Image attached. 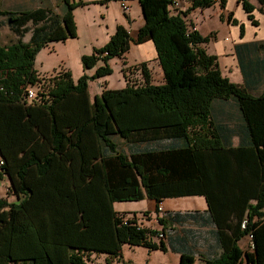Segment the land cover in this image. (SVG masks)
Here are the masks:
<instances>
[{
	"label": "trees",
	"instance_id": "trees-1",
	"mask_svg": "<svg viewBox=\"0 0 264 264\" xmlns=\"http://www.w3.org/2000/svg\"><path fill=\"white\" fill-rule=\"evenodd\" d=\"M61 1V14L46 6L0 9V25L15 35L0 43V181L7 175L18 197L10 202L0 196V264H86L92 253L120 258L123 244L166 250L164 236L190 241L189 248L180 241L179 264H194V244L206 236L219 251L202 258L203 264H264V87L256 91L231 81L222 75L217 55L200 46L213 32L203 36L186 15L213 0H190L191 6L177 13L169 9L171 0H138L144 24L134 38L117 25L103 46L81 56L85 69L95 67L92 75L74 82L61 70L45 94L28 101L26 87L41 83L36 52L76 37L73 10L85 3ZM239 1L257 25L255 6ZM257 1L264 15V0ZM228 22L244 34V24L232 14ZM147 40L154 43L163 82L153 83L149 62L142 61L141 84L127 78L122 88L102 84L91 100L88 81L111 73L113 57L125 65L131 42ZM235 50L244 76L248 68L264 74V60L250 58L264 54V40ZM229 99L241 124L227 135L211 114L216 100ZM232 133L239 137L236 145ZM189 195L204 196L207 217L196 210L166 211L157 216L160 231L137 224L135 213L126 218L112 205ZM169 221L212 228L181 226L177 233L173 226L166 230ZM159 232L163 237L153 241ZM246 235L250 251L238 244Z\"/></svg>",
	"mask_w": 264,
	"mask_h": 264
},
{
	"label": "crops",
	"instance_id": "crops-1",
	"mask_svg": "<svg viewBox=\"0 0 264 264\" xmlns=\"http://www.w3.org/2000/svg\"><path fill=\"white\" fill-rule=\"evenodd\" d=\"M82 1L86 2L87 5L91 3L94 5L99 4V5H104L106 10L111 9V11L113 12V16H114L113 27H112L113 30L115 31V28L117 25H123L124 27L127 28L132 38L136 36L138 29L144 24V18H143L141 7H140L138 0L126 1V3L129 6V11L127 12H124L122 10L121 1L119 0H110L106 3L100 2L101 0H82ZM248 1L251 2L255 6V9L253 10L252 13L254 15V18L256 20L258 19L257 25L252 24L251 20L248 19L247 13L243 9L242 3L239 0H225V4L222 8L220 7V3L217 2V3H213V5L207 8L191 9L187 13L186 19L190 21L194 25V28H196L203 36H206L209 33L213 32V37L207 43L200 44V46L204 48L208 53L217 55L218 65H219L222 75L228 77L232 81V78L230 77V72L228 71L227 67H228V64L230 65L234 64L235 67H237L241 73L240 79L236 80V83L244 84L245 86H251L255 88L256 91H261L264 87V74L263 73L261 74V70L258 71L257 69H255L254 71H251L248 68L246 71L247 75L244 76V73H242V71L240 70L237 53L235 50V45H238L241 43H250V42L255 43L256 41L264 40V15L257 10L259 6V3L257 0H248ZM45 2L46 0H0V9L27 10V9L35 8L38 6L50 7ZM57 3L59 6L58 10H55L52 7L51 8L58 14H61L63 11V7H64L63 3L61 0L58 1ZM190 6H191L190 0H178V5L173 8L169 7V9L171 13H177L180 11L187 10ZM257 11H258V14H256ZM220 13H223L226 15L229 13H232L233 16L238 19L239 22H242L244 24V34L241 36L239 33L238 25H232V24L227 23V21H221L219 19L221 23L225 22L228 26H231L234 29L232 43L231 45L227 47H225L221 42L220 43L222 46L216 43L217 42L216 39L219 35V31L217 27L210 26L213 16H217L219 18ZM257 15H259L260 19L257 18ZM23 39L24 41H27L29 39V34H26ZM68 39H71V38H68ZM135 46L137 49V55L129 57L131 50ZM222 56L228 57L230 60L229 62L227 60L223 61L224 67L228 71L227 73L224 72L220 66V57ZM250 58L252 59L256 58L255 60L258 59L260 61H263L264 54H262L261 52L259 53L256 52L253 56L250 55ZM124 60L126 62L125 63L126 67L130 65H138L142 61H149L148 68L150 69V72H151L152 82L153 83L163 82V73L158 63L157 52L155 50L154 43L152 42V40H147L139 44H134L133 42H131L130 49L124 54ZM153 63H154V69H156L157 75H158L157 82L154 81L153 72L151 71L152 69L151 65ZM243 63L244 65L247 64L246 62H243ZM94 70L95 68L87 69L85 70V73L87 72V74L91 75L94 72ZM100 81H101L100 78H96V79L88 81V93H89V97L91 100L93 99L95 95L101 92V86H100L101 82ZM91 82L95 84L92 91L90 89ZM211 115H212V120L216 124L221 125V127L223 128L221 129L224 130L226 134L230 130H232L233 132L234 128L238 126L239 124H241L239 109L235 101L231 99L216 100L214 102ZM238 141H239L238 135L236 133H232L230 137L231 144L236 145ZM70 162L71 161H69V163ZM4 181L8 185L10 194L13 196V200L11 201H17L18 197L15 196L13 192L11 191L10 189L11 183L7 175H5L3 179L1 180V182H4ZM0 186H1V183H0ZM194 196H202V195L168 197V198L163 199L159 203H157L154 199H150V198H144V199L138 200V201H146L145 202L146 204L144 206L132 205L130 204L131 201H114L112 205H113L114 210L118 213L125 212L127 215L133 214V213L140 215L144 213L145 216H147L146 215L147 213L150 216V219H147L145 220V222L143 223L141 222L140 224L145 227H149L153 229L155 228L157 230H160L162 226L159 224L158 220L156 219V216H162V211L156 212V208L159 206H161L162 208L165 207L166 210H170V209L177 210V211L196 210L200 212V214H202L203 217L206 218L207 217L206 201L203 206L202 205H189L186 203L184 204L182 203V199H183L182 197H194ZM148 221L156 222V224L150 226V224L147 223ZM169 224H170V221H169ZM170 226H173L174 229H176L177 233L180 232L179 229H181V226L182 227L184 226L185 228H196L202 231L212 228L211 226H199L196 224L193 225V223H188V222H186L184 225H179V223L172 222ZM173 237L168 238V236L167 237L164 236L162 238V240L164 241L166 245V250L149 249L142 245L123 244L121 246V249L119 250V253L121 254L120 258L113 257V256L109 257V254L106 252L92 253L89 259L87 260L86 264H122L123 261L128 262L129 264H179L180 252L177 251V248L184 247L183 244H185V246L189 248L191 244H190V241L188 240H186L187 243L184 242V240L182 239L183 236H176L175 238ZM151 238L155 242L159 241V238L156 236H153ZM180 241H183V244ZM238 244L243 250H249V251L252 250L250 237L248 235L243 236L238 241ZM104 246H106L105 243H104ZM109 246H112V243L109 244ZM172 246H173V249L171 248ZM194 250H195L194 264H203L202 258L213 256L214 254L218 253L219 248L211 237L206 236V238L205 237L199 238V240L195 242ZM107 258H109V262L107 261Z\"/></svg>",
	"mask_w": 264,
	"mask_h": 264
},
{
	"label": "rangeland",
	"instance_id": "rangeland-1",
	"mask_svg": "<svg viewBox=\"0 0 264 264\" xmlns=\"http://www.w3.org/2000/svg\"><path fill=\"white\" fill-rule=\"evenodd\" d=\"M60 1V0H58ZM57 0H46L50 7L55 10L59 9ZM11 2V1H10ZM85 4L82 6H77L75 10H73V17L76 25V37L71 38L65 41L58 42H50L43 47H41L35 54L34 57V67L41 78L40 85L34 88L36 95L45 94L50 83V78L56 75L61 70L69 71L71 74V78L74 82L78 80V78L85 73V69L81 63V56L92 53L94 48H98L103 46L110 38V36L114 33L113 30V12L111 9L106 10L104 5L99 4ZM220 3V2H218ZM222 8V6H220ZM232 14V13H229ZM229 14L220 13L219 18L217 16H213L212 22L210 26L217 27L219 31V35L216 39L218 45L222 46L221 43L227 47L232 43V37L234 29L231 26H228L225 22L221 23V21L228 22ZM258 14V11L256 12ZM222 16V17H220ZM232 17L233 14H232ZM235 18V17H234ZM259 18V15H257ZM220 19V20H219ZM237 19V18H236ZM260 19V18H259ZM188 21V20H187ZM258 21V19H257ZM190 22V21H188ZM191 23V22H190ZM192 24V23H191ZM230 24V23H229ZM15 39L14 33H12L6 26L0 25V43L8 44L10 41ZM221 42V43H220ZM137 55L136 46L131 50L129 57ZM226 58V59H225ZM230 61L228 57L222 56L220 57V66L224 72H230V77L232 81L236 82V80L240 79V71L235 65L228 64V71L224 67L223 61ZM149 62V61H147ZM109 65L111 67V73L104 76L101 79V84L106 86L107 88H122L126 86L127 79L130 83L133 84H141L143 82L141 71L138 65H130L127 66L122 64V60L118 57H113L110 59ZM227 65V64H226ZM154 76V81H158V75L156 69H154V63L151 65ZM123 67H126V73L123 70ZM93 69L95 67H92ZM90 68V69H92ZM95 71V70H94ZM54 72V73H53ZM52 73V74H50ZM94 73V72H93ZM92 73V74H93ZM91 74V75H92ZM89 75V74H87ZM229 75V73H228ZM127 78V79H126ZM93 80V79H92ZM90 81V80H89ZM95 86L94 83H90V89L93 90ZM121 147L123 146V141L118 140ZM0 186V195L4 197L8 201L13 200V196L9 192V188L7 183L1 182ZM182 203H186L189 205H204L205 199L203 196H194V197H182ZM146 201H131L132 205H142L144 206ZM127 204V203H126ZM166 211L176 212L177 210H166L165 207L162 208V214L164 215ZM195 211V210H189ZM181 212L186 213L188 211L182 210ZM124 213V212H122ZM144 215V213H142ZM147 216L144 215L143 219L140 220V223L145 222V220L150 219V216L146 213ZM125 216H128L125 214ZM165 216V215H164ZM157 219V216H156ZM150 226L155 225L156 222H147ZM166 230L170 229V224H167ZM149 228V227H148ZM153 229V228H151ZM154 230H157L154 228ZM161 230V229H160ZM158 230V231H160Z\"/></svg>",
	"mask_w": 264,
	"mask_h": 264
},
{
	"label": "built area",
	"instance_id": "built-area-1",
	"mask_svg": "<svg viewBox=\"0 0 264 264\" xmlns=\"http://www.w3.org/2000/svg\"><path fill=\"white\" fill-rule=\"evenodd\" d=\"M213 2L214 3H217V2H220V0H213ZM177 5H178V0H171V3L169 5V7L170 8H173V7H176ZM121 8H122V10L124 12L129 11V6H128V4L125 1H122L121 2ZM36 86L37 85H35V86L28 85L26 87V91H25V99L26 100L30 101L31 99H33L36 96V92H35V89H34ZM2 163H3V160L0 159V164H2ZM158 210L159 211H162V207L159 206L158 207ZM133 216H134L133 214H128V216H126V218H132ZM142 217H144L143 214H140V215L135 214V218L137 220V224L141 225L140 224V220L143 219ZM156 237H158V238L163 237V233L162 232H159Z\"/></svg>",
	"mask_w": 264,
	"mask_h": 264
}]
</instances>
